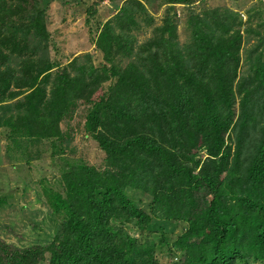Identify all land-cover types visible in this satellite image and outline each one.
<instances>
[{
	"label": "trees",
	"instance_id": "trees-1",
	"mask_svg": "<svg viewBox=\"0 0 264 264\" xmlns=\"http://www.w3.org/2000/svg\"><path fill=\"white\" fill-rule=\"evenodd\" d=\"M6 3L0 0V10ZM41 14L20 18L15 32L0 31V64L24 55L30 30L37 38L46 36ZM0 18L2 26L6 19ZM118 37L111 36L107 25L100 32L106 59L114 46L126 51V45L113 43ZM237 47L234 35L211 47L198 45L193 51L198 58L189 66L166 51L162 59L157 51L148 55L145 73L133 63L122 70L111 66L108 72L116 81L90 108L84 134L91 133L104 152L103 168L70 164L62 172V193L44 188L52 212L61 215L58 232L45 245L18 248L0 242V264H159L152 243H137L122 224L133 220L132 227L140 230L151 218L186 223L172 243L182 251L177 264L264 262V126L252 138L245 134L233 143L228 137L234 93L226 64L237 61ZM49 69L47 63L39 80L36 68L15 77L18 87L29 90L16 103L24 112L7 123L28 138L59 137L58 122L76 100L91 102L93 73L69 76L64 70L46 91L40 82ZM103 78L106 74L100 72L93 82ZM9 81L0 72L2 96L13 95L5 93ZM245 86L239 83L238 123L248 133L255 114L264 117V102L261 96L253 99L254 90ZM127 188L150 196V214L136 205Z\"/></svg>",
	"mask_w": 264,
	"mask_h": 264
},
{
	"label": "rangeland",
	"instance_id": "rangeland-1",
	"mask_svg": "<svg viewBox=\"0 0 264 264\" xmlns=\"http://www.w3.org/2000/svg\"><path fill=\"white\" fill-rule=\"evenodd\" d=\"M37 11L43 13L40 20L46 36L37 38L30 30L24 55H12L7 62L0 64V72L5 71L10 78L5 93L13 94L11 97L9 94L2 96L0 92V242L18 248L49 243L58 232L61 215L52 212L51 200L47 199L44 188L62 193V172H67L70 164L103 168L104 152L91 133L84 134L90 108L101 94L110 92L116 81L108 72L111 66L122 70L133 63L145 73L146 63L150 60L148 55L152 51L159 52L161 59L162 51L169 52V58L179 56L184 65L189 66L198 58L193 52L198 45L211 47L221 37L232 41L235 35L238 47L233 58L237 61L229 59L226 64L234 93L230 101L234 123L228 137L234 143L243 139L245 134L251 138L258 136L262 130L264 117L256 114L255 123H248L250 132L245 133L244 126L238 123V90L239 83H243L245 88L254 90L253 99L261 96L263 104L264 75L259 74L261 67L264 68V0H195L192 3L168 0H7L0 10V17L6 19L1 26L0 18V31L15 32L21 25L20 18L33 16ZM106 25L111 36H119L113 39V43L126 45L124 52L114 46L108 60L99 46L100 32ZM31 62L36 65V71H41L38 80L43 77L47 63L51 64L45 82H40L46 91L53 86L55 79L58 81L64 70L69 76L79 75L82 71L88 76L93 73L89 76L94 89L91 102L76 100V107L58 122L62 132L59 137L28 138L7 123L15 121L16 116L24 112L16 103L29 89L28 86L18 87L15 77L35 69L30 67ZM100 72L106 74V78L99 79L95 85L93 81ZM2 87L0 83V89ZM17 92L20 94L16 95ZM233 148L235 144L231 151ZM126 193L134 196L136 205L150 214L149 195L129 188ZM133 223L130 220L122 224L137 243H143L145 239L152 243L153 258L159 264L178 263L182 251L173 248L172 243L185 229V222L151 218L140 230L133 228ZM249 264L264 262L251 260Z\"/></svg>",
	"mask_w": 264,
	"mask_h": 264
}]
</instances>
